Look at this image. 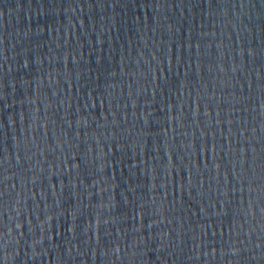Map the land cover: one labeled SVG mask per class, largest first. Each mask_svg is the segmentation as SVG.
<instances>
[{
    "label": "water",
    "instance_id": "water-1",
    "mask_svg": "<svg viewBox=\"0 0 264 264\" xmlns=\"http://www.w3.org/2000/svg\"><path fill=\"white\" fill-rule=\"evenodd\" d=\"M0 94V264H264V0H0Z\"/></svg>",
    "mask_w": 264,
    "mask_h": 264
},
{
    "label": "snow or ice",
    "instance_id": "snow-or-ice-1",
    "mask_svg": "<svg viewBox=\"0 0 264 264\" xmlns=\"http://www.w3.org/2000/svg\"><path fill=\"white\" fill-rule=\"evenodd\" d=\"M155 7L159 8V7H161V5H160L159 3H156V4H155ZM177 47L179 48V47H181V46L178 45ZM183 47L186 48V49H188V50H190L191 47H192L191 42H188L187 44L183 45ZM197 48H199V43L197 44ZM154 58H155V57H154ZM179 60H180V56H177V61H179ZM25 65H27V61H25ZM233 71H235V69H233ZM0 95H2V94H0ZM261 107L264 108V104H262ZM170 110H171V109H170ZM179 119H180L179 116L176 117V121H177L178 124H179ZM115 122H116V121H115ZM216 123L219 124L220 121L217 120ZM252 132H255V128L252 129ZM251 150L254 151V149H251ZM98 155H99V154H98ZM19 159H20V158L17 157V160H18V161H19ZM3 162H4V161H3V158L0 157V165H2ZM192 176H193V173L191 172V169H190V170H189V179H188V187H189V188H192V187H193V185H192ZM0 183H3V181H0ZM200 183H201V184L203 183L202 179L200 180ZM154 187H155V186H154ZM181 189H183V188L181 187ZM3 195H5V193H4L2 190H0V197H2ZM124 200H125L126 203L128 202V201H127V197H124ZM153 203H155V202L153 201ZM100 206L103 207L104 205L101 204ZM143 211H144V214H145V215H149L147 209H143ZM200 211H201V212H204V209L201 208ZM205 214H206V213H205ZM137 215H138V213H135V214H134V217H137ZM216 215L219 216V215H221V214H220V213H216ZM223 215H227V212H225ZM17 216H19V212H17ZM10 219H11V218H10ZM162 220H163V217H161V221H162ZM41 223H43V221H41ZM96 223H97V225L100 223L99 218H97ZM156 223H157V221H153L152 223H149V224H148V227L151 228L152 225H153V224H156ZM233 225H235V223H233ZM15 226H16V228H20V223H17ZM139 227H143V224L141 223V224L139 225ZM139 227H138V228H139ZM196 227H199V228L203 229L204 226L197 225ZM68 230H69L70 232L72 231L71 228H69ZM8 231L10 232V231H11V228H9ZM85 231H87V228L85 229ZM0 235H2V233H0ZM213 235H215V233H213ZM256 246L259 248L261 245L258 243ZM118 250H119V249L117 248L116 251H118ZM214 251H215V249H213V252H214ZM230 251H232L233 253H238L240 250H239V248H237V247H232V248H230Z\"/></svg>",
    "mask_w": 264,
    "mask_h": 264
}]
</instances>
